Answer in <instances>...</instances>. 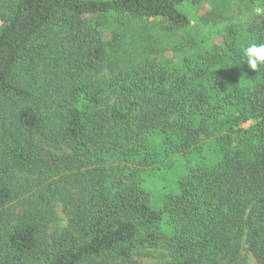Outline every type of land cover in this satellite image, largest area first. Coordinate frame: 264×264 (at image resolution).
<instances>
[{"label": "trees", "instance_id": "trees-1", "mask_svg": "<svg viewBox=\"0 0 264 264\" xmlns=\"http://www.w3.org/2000/svg\"><path fill=\"white\" fill-rule=\"evenodd\" d=\"M202 1H2L0 264H141L148 247L169 251L158 264H248L243 243L264 264V65L243 57L264 14L238 25ZM120 15L152 38L103 80ZM166 169L157 207L144 183Z\"/></svg>", "mask_w": 264, "mask_h": 264}, {"label": "rangeland", "instance_id": "rangeland-1", "mask_svg": "<svg viewBox=\"0 0 264 264\" xmlns=\"http://www.w3.org/2000/svg\"><path fill=\"white\" fill-rule=\"evenodd\" d=\"M2 1L3 0H0V6ZM210 7L224 13L228 19L238 25H244L258 17L261 13L264 14V8L262 7L256 6L253 8H248L237 1L229 0H203L198 7V12H203ZM113 21L114 22L111 23L112 19H108V23L110 24L107 25V36L111 33L112 29H119L123 32L124 37L118 56L119 63H117L116 66L105 68L103 72L100 73L99 76L103 80H110L114 75L120 72L121 69L127 68L133 62H139L145 55V51L147 50L146 46L149 42L148 39L151 37L150 33H148V31L145 29L146 22H144V20L139 17L120 15L118 16L117 21ZM1 23L2 21L0 19V26ZM210 152L211 151L209 150V153ZM206 155L207 152H204L202 156L205 159L202 160L205 162H210V158H207ZM181 158L183 160H189L191 159V155H182ZM152 176L153 177H151V179H146L144 186L147 188V190L153 193L156 206H162L164 194L171 191L168 170H157L155 171V174H152ZM59 215L62 217L61 220L52 224L50 231H53L54 229H61L67 225L66 215L64 214L62 208H59ZM242 254L248 264H258L254 254L247 248L245 243H243ZM134 258L141 264H158L164 263L171 259V255L165 248L148 247L139 249L136 252ZM85 264L96 263L89 262Z\"/></svg>", "mask_w": 264, "mask_h": 264}, {"label": "clouds", "instance_id": "clouds-1", "mask_svg": "<svg viewBox=\"0 0 264 264\" xmlns=\"http://www.w3.org/2000/svg\"><path fill=\"white\" fill-rule=\"evenodd\" d=\"M243 57L249 68L258 70L264 65V43H249L243 47Z\"/></svg>", "mask_w": 264, "mask_h": 264}]
</instances>
